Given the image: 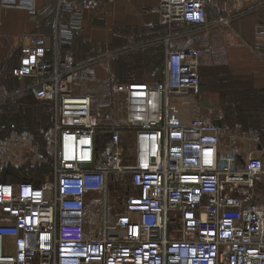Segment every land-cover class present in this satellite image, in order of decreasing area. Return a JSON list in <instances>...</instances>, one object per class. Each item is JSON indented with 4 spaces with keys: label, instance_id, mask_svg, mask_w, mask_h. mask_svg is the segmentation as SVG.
<instances>
[{
    "label": "built area",
    "instance_id": "2783aa9c",
    "mask_svg": "<svg viewBox=\"0 0 264 264\" xmlns=\"http://www.w3.org/2000/svg\"><path fill=\"white\" fill-rule=\"evenodd\" d=\"M104 1L57 0L58 14L71 15L58 18L64 43L81 28L83 12ZM2 5L35 13L33 0ZM159 13L169 28L214 25L206 0H161ZM232 19L221 15L215 25ZM191 30L164 39L163 83L115 86L126 98L125 117L100 124L92 120L91 96L76 89L82 65L74 54L57 47L49 59L47 38H32L12 75L29 78L33 96L52 104L53 123L40 129L41 143L30 130L0 138V264H264V196L256 193L264 161L250 152L241 170L222 167L221 141L231 132L193 120L200 53L169 47ZM102 133L111 144L106 168L98 165ZM44 165L47 174L24 173ZM125 175L132 191L111 220L109 180ZM96 196L101 222L92 226L86 220Z\"/></svg>",
    "mask_w": 264,
    "mask_h": 264
},
{
    "label": "crops",
    "instance_id": "0c3cea01",
    "mask_svg": "<svg viewBox=\"0 0 264 264\" xmlns=\"http://www.w3.org/2000/svg\"><path fill=\"white\" fill-rule=\"evenodd\" d=\"M160 1L105 0L98 8L83 12L81 28L66 44L58 18L70 20L71 15L58 14L57 0H33L34 14L26 7L3 6L0 0V134H9L13 126L19 131L28 130L24 126L35 128L26 120L12 119L33 112L30 103L35 98L27 89L31 80L17 78L12 71L25 63L26 49L35 35L47 38L49 59L55 57L59 47L61 55L70 50L79 65L101 63L134 49L155 50L162 72L158 71L156 77L151 75V78L147 77L149 73L141 74L140 79L115 86L163 83L167 48L164 39L168 34L185 33L192 26L179 22L169 28L162 24ZM206 9L214 25L200 32L191 30L172 40L169 47L199 51L202 92L193 120L217 125L220 122L221 127L231 132V137L221 141L224 149L221 165L241 170L250 152L264 161V0H206ZM225 14L233 16L231 24L215 25L218 17ZM101 68L102 71L97 70L99 77L105 74V67ZM121 96L126 110V98ZM43 115L41 124L46 123ZM6 117L7 121L2 119ZM50 118L52 125L53 109ZM229 145L238 150L237 156L227 149ZM131 150L129 148L130 153ZM256 193L264 196V177L259 179Z\"/></svg>",
    "mask_w": 264,
    "mask_h": 264
},
{
    "label": "rangeland",
    "instance_id": "374dc122",
    "mask_svg": "<svg viewBox=\"0 0 264 264\" xmlns=\"http://www.w3.org/2000/svg\"><path fill=\"white\" fill-rule=\"evenodd\" d=\"M96 62L94 61L93 65H90L91 62L81 64L82 68L75 76L76 89L92 98V120L96 124L106 121H121L124 119L125 100L121 94L115 92L114 87L116 84L131 82L135 78L140 79L141 74L144 75L149 73L150 75L147 77L151 78V75L156 77L158 71L162 72V64L158 58L157 52L149 49H144V51L134 49L128 53H121L110 57L101 63L100 61ZM102 66L105 67V74L99 77L97 70L99 72L102 71ZM48 119H46L47 123L49 122ZM11 129L13 130L16 128L13 126ZM24 129L28 128L24 126ZM7 135L8 132H4L0 134V138H4ZM35 135H37L36 141L41 143L42 139L39 133H35ZM129 148H131V146ZM132 152L133 150H131V153ZM110 158L111 144L109 134L102 133L99 144V167H108ZM28 171H31L32 174ZM28 171L27 173L24 172L27 177H38L35 174L40 176L50 172V166L44 165L41 168L30 169ZM130 186L131 180L129 175L123 177L116 176L109 180L110 191L108 194V201L110 214L112 215L110 217L111 220L116 212L122 210V202L132 191ZM102 201L103 199L98 196L91 198V209L86 220L88 225L95 226L100 224Z\"/></svg>",
    "mask_w": 264,
    "mask_h": 264
},
{
    "label": "trees",
    "instance_id": "16d2710c",
    "mask_svg": "<svg viewBox=\"0 0 264 264\" xmlns=\"http://www.w3.org/2000/svg\"><path fill=\"white\" fill-rule=\"evenodd\" d=\"M36 100L37 99L35 98V100H31L32 102L30 103L31 109L33 108L34 114L31 111L27 116L22 115V116H20L22 118H19L17 116V117H13L12 119L14 121H17V120L19 121V119H21L23 122H24V120L28 121V124L29 125H35V128L28 126V130H30L31 132H34V133H39V131H40L41 128L46 129V128H48L50 126V123H51L49 121L48 123L47 122L46 123L44 122V124L43 123L41 124L40 123L42 121L41 118H40L41 114H43V112H45L44 113V115H45L44 120L46 121V119H48V118H49L48 120H50V116L52 114L53 107H52V104L50 102L41 101V100H37L36 101ZM42 104H44V106H45L44 108H42L43 107ZM2 119L3 120H6V121L8 120L7 117L6 118H2ZM32 121H33V124H32ZM28 172H30V174H32L31 171H28ZM26 173H27V171H26ZM35 175L39 176L38 174H35ZM8 179L9 180H15L14 178H8Z\"/></svg>",
    "mask_w": 264,
    "mask_h": 264
},
{
    "label": "water",
    "instance_id": "95a60500",
    "mask_svg": "<svg viewBox=\"0 0 264 264\" xmlns=\"http://www.w3.org/2000/svg\"><path fill=\"white\" fill-rule=\"evenodd\" d=\"M218 125H219V126H221V123H220V122H218Z\"/></svg>",
    "mask_w": 264,
    "mask_h": 264
}]
</instances>
